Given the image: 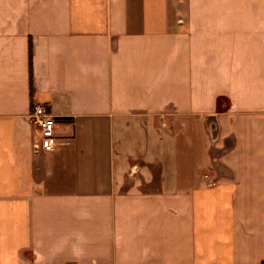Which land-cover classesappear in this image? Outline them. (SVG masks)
Instances as JSON below:
<instances>
[{"label":"crops","instance_id":"0c3cea01","mask_svg":"<svg viewBox=\"0 0 264 264\" xmlns=\"http://www.w3.org/2000/svg\"><path fill=\"white\" fill-rule=\"evenodd\" d=\"M0 264H264V0H0Z\"/></svg>","mask_w":264,"mask_h":264},{"label":"built area","instance_id":"2783aa9c","mask_svg":"<svg viewBox=\"0 0 264 264\" xmlns=\"http://www.w3.org/2000/svg\"><path fill=\"white\" fill-rule=\"evenodd\" d=\"M30 120L35 125L39 135L38 145L43 149H51L56 143L54 118L46 112L43 105L33 104Z\"/></svg>","mask_w":264,"mask_h":264},{"label":"trees","instance_id":"16d2710c","mask_svg":"<svg viewBox=\"0 0 264 264\" xmlns=\"http://www.w3.org/2000/svg\"><path fill=\"white\" fill-rule=\"evenodd\" d=\"M31 91H32V87H31Z\"/></svg>","mask_w":264,"mask_h":264}]
</instances>
